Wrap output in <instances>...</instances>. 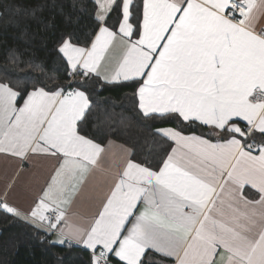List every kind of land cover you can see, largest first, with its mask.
Wrapping results in <instances>:
<instances>
[{"label": "snow or ice", "instance_id": "6c2138e0", "mask_svg": "<svg viewBox=\"0 0 264 264\" xmlns=\"http://www.w3.org/2000/svg\"><path fill=\"white\" fill-rule=\"evenodd\" d=\"M92 3L87 45L75 33L57 44L66 82L0 77V154L29 166L54 161L27 207L11 201L8 184L0 211L42 240L59 234L48 243L85 247L88 264H264V28L254 26L255 0ZM115 43L125 55L108 75L102 61ZM101 78L138 85L134 119L149 130L148 146L125 161L91 224L66 232L67 209L105 151L84 131Z\"/></svg>", "mask_w": 264, "mask_h": 264}, {"label": "trees", "instance_id": "16d2710c", "mask_svg": "<svg viewBox=\"0 0 264 264\" xmlns=\"http://www.w3.org/2000/svg\"><path fill=\"white\" fill-rule=\"evenodd\" d=\"M93 7L92 0H0V77L43 80L49 85L66 82V64L56 51L58 41L64 33H75L86 46L95 30ZM31 9L35 16L25 14ZM98 83L100 103L84 131L103 146L115 141L132 152L146 151L149 130L134 119L133 93L138 85L131 81L108 85L102 79ZM121 117L131 120V126L122 124ZM193 132L210 130L195 127ZM48 240L52 236L42 240L31 226L0 211V264H88V250Z\"/></svg>", "mask_w": 264, "mask_h": 264}, {"label": "crops", "instance_id": "0c3cea01", "mask_svg": "<svg viewBox=\"0 0 264 264\" xmlns=\"http://www.w3.org/2000/svg\"><path fill=\"white\" fill-rule=\"evenodd\" d=\"M255 2L257 6L253 11L254 26L259 30L264 28V0H255ZM124 55V49L119 43L110 46L104 54L102 73L111 75L118 68ZM104 149L97 164L79 185L73 202L67 209L65 221L61 224L66 232L69 229H83L91 224L101 210L104 199L111 191L120 169L132 153L127 146L115 141L104 145ZM53 165L54 161L43 157H36L30 166L24 165L17 159L0 154V191H3L6 185L12 184L11 201L27 207ZM254 193L255 190L248 191L249 197L252 198ZM58 238L59 234L52 236V240ZM79 247L88 250L83 246Z\"/></svg>", "mask_w": 264, "mask_h": 264}]
</instances>
